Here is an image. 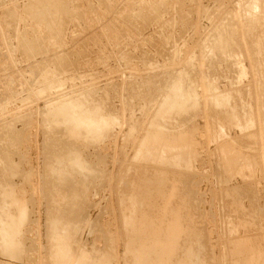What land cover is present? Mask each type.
<instances>
[{
  "label": "rangeland",
  "instance_id": "1",
  "mask_svg": "<svg viewBox=\"0 0 264 264\" xmlns=\"http://www.w3.org/2000/svg\"><path fill=\"white\" fill-rule=\"evenodd\" d=\"M249 1L0 0V264H264V0L253 17ZM176 79L197 106L158 115ZM68 101L99 110L101 135L68 130ZM150 133L187 160L139 157Z\"/></svg>",
  "mask_w": 264,
  "mask_h": 264
},
{
  "label": "bare ground",
  "instance_id": "2",
  "mask_svg": "<svg viewBox=\"0 0 264 264\" xmlns=\"http://www.w3.org/2000/svg\"><path fill=\"white\" fill-rule=\"evenodd\" d=\"M261 1H263V0H250L249 2H248V4H247V7H248V13L250 14V16H252V14L253 13H255V11L256 10H259V9H261V5H260V3H261ZM234 4V3H233ZM234 6H236V5H234ZM264 9V8H263ZM234 10V9H233ZM237 10V9H236ZM247 11V10H246ZM30 12H32V13H37V10H30ZM233 12H235V11H233ZM226 13H228V11L226 12ZM225 13V14H226ZM230 13V12H229ZM232 13V12H231ZM235 14H237L238 15V13H235ZM229 15V14H228ZM231 15V14H230ZM233 15H234V13H233ZM236 15V16H237ZM240 15V14H239ZM235 16V15H234ZM233 16V17H234ZM236 16H235V18H233V19H236ZM243 16H245V15H243ZM253 16H255V14L253 15ZM252 16V17H253ZM259 16V15H258ZM262 16V15H261ZM239 17V16H238ZM228 18V17H227ZM262 18V17H261ZM258 19H259V17H258ZM230 20V16H229V19H228V21ZM241 20V19H240ZM239 20V21H240ZM254 20V19H253ZM227 21V20H226ZM232 21H234V20H232ZM235 21H237V20H235ZM235 21H234V23H235ZM245 20L243 19V22H244ZM256 21H257V19H256ZM254 22V21H253ZM252 22V23H253ZM233 23V24H234ZM258 23V22H257ZM240 24V23H239ZM241 24H242V22H241ZM240 24V25H241ZM245 24V23H244ZM260 24V23H259ZM255 25V24H254ZM223 26H224V24H223ZM232 26V25H231ZM237 26H238V23H237ZM236 26V27H237ZM253 26V25H252ZM252 26H250L251 28H252ZM233 27V26H232ZM240 27V26H239ZM244 27V26H243ZM258 27H259V25H258ZM257 27V28H258ZM223 28H225V27H223ZM230 28V27H229ZM242 28V27H241ZM246 28V27H245ZM254 28H255V26H254ZM237 29H238V27H237ZM244 30V29H243ZM242 30V31H243ZM246 30V29H245ZM257 30V29H256ZM224 32V31H223ZM238 32V31H237ZM258 32V31H257ZM231 33H233V30H232V32ZM252 33V32H251ZM225 34V33H224ZM262 34V33H261ZM228 35V34H227ZM229 35H231L230 33H229ZM242 35V34H241ZM240 35V36H241ZM253 35H255V34H253ZM246 36V35H245ZM242 37V36H241ZM256 37H257V35H256ZM224 38V37H223ZM228 40H229V38H227ZM238 39V38H237ZM240 39V38H239ZM248 39V38H247ZM264 39V38H263ZM226 40V39H225ZM254 40V39H253ZM261 40V39H260ZM221 41V40H220ZM236 41V40H235ZM256 41V40H255ZM264 41V40H263ZM228 42V41H227ZM237 42V41H236ZM250 43V41H248L247 40V42L246 43ZM22 45H23V47L30 53V52H39V51H41V49L39 50L38 48H40V47H42L41 45V43H40V41L39 40H36V41H30V40H28V39H26V38H24V39H22ZM52 43V42H51ZM218 43V42H217ZM220 43V42H219ZM248 43V44H249ZM255 43V42H254ZM258 42H256V44H257ZM259 43H260V41H259ZM241 44V43H240ZM245 44V43H244ZM243 44V45H244ZM35 45L36 46H40V47H38V48H36L35 47ZM216 45H218V44H216ZM233 45V44H232ZM238 45V44H237ZM242 45V46H243ZM246 45V44H245ZM254 45V44H253ZM258 45V44H257ZM263 45V44H262ZM225 46V45H224ZM247 46V45H246ZM246 46H244V47H246ZM255 46V45H254ZM253 46V47H254ZM264 46V45H263ZM232 47V46H231ZM260 47H262V46H260ZM228 48H229V46H228ZM242 48V47H241ZM217 49V48H216ZM226 48H224V50H225ZM237 49V48H236ZM254 49V48H253ZM260 49V48H259ZM246 50V49H245ZM247 51H248V49H247ZM264 51V50H263ZM229 52V51H228ZM239 52V51H238ZM242 52V51H241ZM240 52V53H241ZM250 52V51H249ZM248 52V53H249ZM227 53V52H226ZM232 52H230V54H231ZM243 53V52H242ZM244 54V53H243ZM263 54V53H262ZM226 55H228V54H226ZM225 55V56H226ZM233 55H234V53H233ZM237 55V54H236ZM236 55H235V57H236ZM252 55H253V53H252ZM257 55V54H256ZM255 57V56H254ZM237 58H238V56H237ZM245 58V57H244ZM251 58V57H250ZM223 59V58H222ZM232 59V58H231ZM230 59V60H231ZM236 59V58H235ZM238 60V59H237ZM248 60V59H247ZM218 62V61H217ZM228 62V61H227ZM234 64H235V62H234ZM261 65V64H260ZM226 68V67H225ZM231 68V67H230ZM235 70V69H234ZM231 72H232V70H231ZM229 77V76H228ZM233 77V76H232ZM230 78V77H229ZM235 78V77H234ZM259 80V79H258ZM264 80V79H263ZM200 83V82H199ZM203 83V81L201 82V85H203L202 84ZM213 85V84H212ZM233 85H234V82H233ZM254 85V84H253ZM204 86V85H203ZM208 85L206 84V87H207ZM238 86V85H237ZM202 89L204 90L203 91V93L205 92V88H203L202 87ZM208 89V88H207ZM241 89V88H240ZM225 90V89H224ZM246 90V89H245ZM185 91V90H184ZM184 91H183V89H182V82H181V79L180 80H178V79H176L173 83H172V85L170 86V89H169V91L167 92V97H165L164 98V102H163V104L159 107V109H158V112H157V114L159 115V114H162V113H164V112H167V111H169V110H171V109H174V108H176V109H185L186 108V106H187V103L189 102V101H192L193 102V105H195V103H196V106H197V102L195 101V99H192V95L191 94H189V93H184ZM238 91V90H237ZM241 91V90H240ZM244 92V91H243ZM208 93V92H207ZM201 94V93H200ZM230 94H231V92H230ZM230 94H228V93H217L216 95H214L213 94V97H212V100L214 101V104H216L217 106H219V105H222V104H226V103H228L229 102V99H230ZM203 95V94H202ZM207 95V94H206ZM231 95H233V94H231ZM239 95V94H238ZM208 96H210L209 94H208ZM234 96V98H235V95H233ZM241 96V95H240ZM256 96V95H255ZM195 97V96H194ZM205 97V96H204ZM211 97V96H210ZM237 97V96H236ZM241 98V97H240ZM204 99V98H203ZM207 99V98H206ZM209 100H211L210 98H208ZM232 99V98H231ZM208 100V101H209ZM257 100V99H256ZM205 103H206V101H205ZM212 103V102H211ZM237 103H239V102H237ZM236 103V104H237ZM235 104V103H234ZM192 105V104H191ZM232 105V104H231ZM236 106V105H235ZM76 107H80L79 109H76ZM179 107V108H178ZM223 107V106H222ZM258 107H260V106H258ZM263 107V106H262ZM261 107V108H262ZM221 108V107H220ZM226 108V107H225ZM230 108V107H229ZM239 108V107H238ZM241 108V107H240ZM245 108H246V106H245ZM248 108V107H247ZM175 109V110H176ZM216 109V108H215ZM236 109V108H235ZM254 109V108H253ZM256 109V108H255ZM187 110V109H186ZM231 110V109H230ZM229 110V111H230ZM239 110V109H238ZM174 111V110H173ZM189 111V110H188ZM215 111V110H214ZM233 111V110H232ZM253 111V110H252ZM256 111V113H257V110H255ZM55 112H56V114L58 115V116H60V117H62L63 118V122L65 123V125H66V127L68 128V130L70 131V132H73V131H75V130H81V129H84L87 133H88V137H89V133H91V134H94V135H96V136H98V135H101V133H102V131H103V128H105L106 126H107V124H108V122H107V119L103 116V115H101L100 113H99V110L96 108V109H93L92 111H90V112H88V111H86V110H84V109H82L81 108V106H77V105H73V104H71L69 101L68 102H64V104H62V105H60L59 107H57L56 109H55ZM234 112H236V110L234 111ZM240 112H241V109H240ZM238 113V114H241L242 115V112L241 113ZM244 112H245V110H244ZM250 112V111H249ZM222 113V112H221ZM229 113V112H228ZM232 112H230V114H231ZM246 114L248 113V112H245ZM244 113V114H245ZM251 113V112H250ZM169 114V113H168ZM181 114H182V112H181ZM224 114H226V113H224ZM237 114V115H238ZM249 114V113H248ZM257 114H261V113H257ZM164 115V114H163ZM232 116H234L233 114H232ZM249 116V115H248ZM221 117V116H220ZM227 117H229V116H227ZM242 116H240V118H241ZM256 117V116H255ZM250 118V117H249ZM244 119H246V117H244ZM244 119L242 118L241 120H243V123H244ZM252 119V118H251ZM238 120V119H237ZM231 121V120H230ZM236 121V120H235ZM251 121V120H250ZM256 121V120H255ZM232 122V121H231ZM237 123H238V121H236ZM249 122V121H248ZM241 123V122H240ZM239 123V124H240ZM247 123V122H246ZM253 122H251V124H252ZM236 124V123H235ZM222 125H225V124H222ZM236 125H238V124H236ZM248 125V124H247ZM247 125H246V127H247ZM249 125H250V123H249ZM241 126V125H240ZM244 126H245V124H244ZM252 126H253V124H252ZM261 126V125H260ZM218 127V126H217ZM220 127V126H219ZM229 127V126H228ZM222 129V131H223V127H221ZM240 128H242V127H240ZM244 128V127H243ZM220 129V128H219ZM246 129V128H245ZM258 129V128H257ZM221 131V133L223 134V132ZM261 132H262V130H261ZM77 133V132H76ZM81 133H83V132H81ZM220 132H219V134H221ZM75 134V133H74ZM218 134V133H217ZM226 134V133H225ZM242 134V133H241ZM253 134V133H252ZM72 135H73V133H72ZM84 135V134H83ZM86 135V134H85ZM150 135H151V138H150V141H149V143H148V146L146 147V148H142V146L140 145L139 146V148H138V153H137V155L139 156V155H141V156H143L144 158H146V159H149V160H151V161H158V163L159 162H164V163H167V164H169V165H171V166H178L179 165V163L181 162V161H185V160H187V159H185L186 158V156L189 154V146H188V143H185L184 141H180V142H172V143H167V142H165L164 141V139L162 138V135L160 134V133H155V134H153V133H150ZM224 135V134H223ZM259 135V134H258ZM254 137V136H253ZM255 138V137H254ZM57 144V143H56ZM66 146V145H65ZM72 146V145H71ZM262 147H263V144H262ZM72 149V148H71ZM231 149V148H230ZM228 150V149H226L227 150V152H225V155H226V153H228V155H229V159L231 160V161H233L234 162V160L235 159H239V152L237 151V150H234V149H231V150ZM67 152V151H66ZM223 152H224V150H223ZM1 154V153H0ZM61 154V153H60ZM75 154V153H74ZM73 154V155H74ZM69 156V155H68ZM189 156V155H188ZM227 156V155H226ZM264 155H262V157H263ZM77 157V156H76ZM140 157V156H139ZM63 158V157H62ZM189 158V157H188ZM241 158V157H240ZM263 159H264V157H263ZM262 159V160H263ZM149 160H148V162H149ZM239 160H241V159H239ZM239 160H235V161H239ZM243 160H244V158H243ZM243 160H241V161H243ZM59 161V160H58ZM70 161V160H69ZM146 161V160H145ZM230 162V161H229ZM86 163H87V161H86ZM186 163V162H185ZM225 163V162H224ZM227 163V162H226ZM235 163V162H234ZM245 163V162H244ZM74 164H76V165H78L79 166V164H78V160L76 159L75 161H74ZM156 164V163H155ZM183 164V163H182ZM230 164V163H229ZM238 164V163H237ZM65 165V164H64ZM163 165H165V164H163ZM232 165V164H231ZM240 165V164H239ZM247 165V164H246ZM75 166V165H74ZM77 166V167H78ZM88 166V165H87ZM184 166H185V164H184ZM234 166H236V165H234ZM234 166L232 167V169L234 168ZM71 167V166H70ZM182 167V166H181ZM54 168V167H53ZM76 168V167H75ZM230 168H231V166H230ZM244 168V167H243ZM248 168V167H247ZM84 169V168H83ZM89 169V168H88ZM91 169V168H90ZM238 168H236V170H237ZM241 169V166H239V169L238 170H240ZM249 169L251 170V167H249ZM160 170V169H159ZM249 170V171H250ZM229 171V170H228ZM232 171V170H231ZM244 171V170H243ZM79 172V171H78ZM162 172V171H161ZM240 172V171H239ZM244 172H246V171H244ZM243 172V173H244ZM248 172V171H247ZM253 172V171H252ZM163 173V172H162ZM165 173V172H164ZM238 173V172H237ZM242 173V172H241ZM243 173H242V175H243ZM159 175H161V174H159ZM160 177V176H159ZM164 178V177H163ZM57 179V178H56ZM153 179V178H152ZM130 181V180H129ZM144 181V180H143ZM161 181H162V179H161ZM149 183V182H148ZM86 184V183H85ZM136 184V183H135ZM140 184V183H139ZM161 184V183H160ZM143 185V184H142ZM149 186V185H148ZM160 186V185H159ZM139 188H140V186H139ZM149 187H147V189H148ZM124 189V188H123ZM135 189V188H134ZM158 189V188H157ZM160 189V188H159ZM142 190V189H141ZM140 190V191H141ZM161 190V189H160ZM162 190H164V189H162ZM2 191V190H1ZM126 191V190H125ZM131 191H133V190H131ZM129 192H130V189H129ZM166 192V191H165ZM132 193V192H131ZM75 194V193H74ZM126 194V193H125ZM129 194V193H128ZM144 194V193H143ZM130 195V194H129ZM136 195V194H135ZM5 196V195H4ZM126 196H127V194H126ZM132 196V195H131ZM187 196V195H186ZM142 197V196H141ZM120 199H122V198H120ZM124 199V198H123ZM129 199V198H128ZM140 200V199H139ZM142 200V199H141ZM126 201V200H125ZM127 202V201H126ZM136 202V201H135ZM138 202V201H137ZM128 203V202H127ZM126 203V204H127ZM131 203V202H130ZM129 203V204H130ZM126 204H124V205H126ZM129 207H134L133 206V204H131V206H129ZM129 209V208H128ZM134 209V208H133ZM3 210V209H2ZM8 213V212H7ZM23 213H24V211H22L20 214H21V220H22V218H23ZM130 213V212H129ZM132 213V212H131ZM1 214H2V212H1ZM65 215V214H64ZM133 215V214H132ZM246 215V214H245ZM253 217V215L251 216V218ZM245 218V217H244ZM124 219H125V217H124ZM127 219V218H126ZM5 221V220H4ZM8 222V221H7ZM19 222V221H18ZM21 222V221H20ZM13 223H16L15 221H13ZM253 223V222H252ZM249 224V223H248ZM10 226V225H9ZM130 226H132V225H130ZM5 229V228H4ZM197 230V229H196ZM195 230V231H196ZM193 231H194V229H193ZM194 231V232H195ZM203 231V230H202ZM135 232H137V231H135ZM193 233V232H192ZM196 233V232H195ZM7 234V233H6ZM191 234V233H190ZM195 235V234H194ZM199 235V234H198ZM201 235V234H200ZM134 236V235H133ZM135 236H137V235H135ZM129 237H131V236H129ZM187 237H189V236H187ZM200 237V236H199ZM255 237V236H254ZM133 238V237H132ZM200 238H202V237H200ZM198 239V238H197ZM240 239V238H239ZM236 240L235 242L237 243V244H243L242 246H244L245 244H246V239L244 240V239H242V240ZM128 240V239H127ZM184 240V239H183ZM188 240V239H187ZM193 240V239H192ZM201 240H203V239H201ZM251 239H249V241H250ZM253 240V239H252ZM7 241V240H6ZM132 241V240H131ZM136 241V240H135ZM233 241H234V239H233ZM259 241V240H258ZM187 242V241H186ZM190 242H192V241H190ZM230 242V241H229ZM247 242H248V240H247ZM202 243V242H201ZM236 243H234V244H236ZM251 243H255L254 241L253 242H251ZM251 243H249L250 244V246H251V248L253 247V245L251 244ZM257 243V242H256ZM231 244L233 245V242H231ZM248 244V243H247ZM246 244V245H247ZM258 244H259V242H258ZM136 245V244H135ZM193 246H195V245H193ZM200 246H201V244H200ZM235 247H239V246H237V245H234ZM249 246V245H248ZM249 246V247H250ZM256 246H258V245H256ZM256 246H254V248L256 247ZM131 247H133V246H131ZM130 247V248H131ZM203 247V246H202ZM233 246H231V248H232ZM245 247V246H244ZM249 247H247V248H249ZM144 248V247H143ZM182 248V247H181ZM185 249H186V246L184 247ZM187 248H188V246H187ZM205 248V247H204ZM246 248V249H247ZM257 248V247H256ZM10 249V248H9ZM12 249H14V248H12ZM11 249V250H12ZM133 249V248H132ZM190 249H192V248H190ZM189 249V250H190ZM241 249V248H240ZM245 249V248H244ZM253 249V248H252ZM259 249V248H258ZM138 250V249H137ZM140 250V249H139ZM145 250V249H144ZM233 250V249H232ZM249 250V249H248ZM256 250V249H255ZM254 250V251H255ZM7 251H9L8 250V248H7ZM134 251V250H133ZM186 251V250H185ZM184 251V252H185ZM202 251V250H201ZM234 251V253H235V249L233 250ZM16 252V251H15ZM200 252V251H199ZM237 252V251H236ZM252 252V251H251ZM202 253V252H201ZM239 253V252H238ZM245 253V252H244ZM257 253V252H256ZM12 254V253H11ZM144 254H145V252H144ZM148 254V253H147ZM190 254V253H189ZM193 254V253H192ZM200 254V253H199ZM240 254V253H239ZM257 254H259V253H257ZM256 254V255H257ZM142 255H143V252L141 253L140 252V255L138 256L139 257V259H141L142 261H143V257H142ZM252 255V254H251ZM186 256V255H185ZM246 256V255H245ZM245 256H244V259H245ZM247 256H248V254H247ZM183 257V256H182ZM243 257V256H242ZM253 257V256H252ZM259 257V256H258ZM147 258H151L150 257V255H149V257L147 256ZM188 259H189V257H188ZM225 259V258H224ZM248 260H249V258H247ZM91 260V259H90ZM134 260H136V259H134ZM145 260V259H144ZM182 260V259H181ZM250 260H252V258L250 259ZM87 259L86 260H84V261H80V262H78L77 260H75L72 264H87ZM141 261V262H142ZM147 261H149V260H147ZM152 261V260H151ZM182 261H185V260H182ZM158 262V261H157ZM252 262V261H251ZM137 263V262H136ZM159 263V262H158ZM247 263V262H246ZM137 264H139V263H137ZM140 264H142V263H140ZM145 264H149V262L148 263H146L145 262ZM189 264V263H188ZM235 264V263H234ZM251 264V263H250Z\"/></svg>",
  "mask_w": 264,
  "mask_h": 264
}]
</instances>
